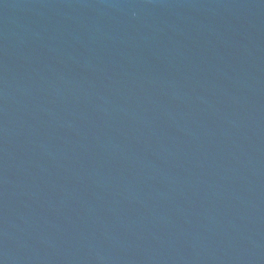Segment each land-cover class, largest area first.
Returning <instances> with one entry per match:
<instances>
[{"label": "water", "instance_id": "obj_1", "mask_svg": "<svg viewBox=\"0 0 264 264\" xmlns=\"http://www.w3.org/2000/svg\"><path fill=\"white\" fill-rule=\"evenodd\" d=\"M0 264H264V0H0Z\"/></svg>", "mask_w": 264, "mask_h": 264}]
</instances>
